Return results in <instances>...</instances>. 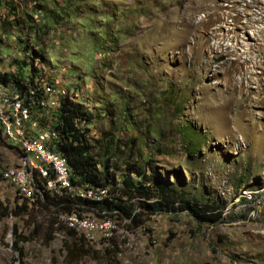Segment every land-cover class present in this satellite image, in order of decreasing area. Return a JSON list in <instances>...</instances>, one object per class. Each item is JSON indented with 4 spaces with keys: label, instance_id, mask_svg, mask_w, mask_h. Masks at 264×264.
Masks as SVG:
<instances>
[{
    "label": "rangeland",
    "instance_id": "obj_1",
    "mask_svg": "<svg viewBox=\"0 0 264 264\" xmlns=\"http://www.w3.org/2000/svg\"><path fill=\"white\" fill-rule=\"evenodd\" d=\"M4 33L14 49L0 39V54H23L29 42L57 64L61 77L38 64L40 88L51 84L55 100L83 96L98 112L92 151L102 160L97 140L118 143L110 170L119 180L128 162L146 165L139 152L152 154L163 177L181 175L180 188L223 214L200 223L186 210L148 213L138 227L115 221L108 235L101 217L78 211L75 226L71 213L37 202L48 205L43 192L25 196L8 181L2 169L21 160L0 138V264H264V0H0ZM9 61L0 55V72ZM76 77L80 91L70 85ZM74 125L83 131L80 116ZM189 131L195 147L185 145ZM68 226L91 241L114 233L109 256L108 242L85 238L90 253L75 251Z\"/></svg>",
    "mask_w": 264,
    "mask_h": 264
},
{
    "label": "trees",
    "instance_id": "obj_2",
    "mask_svg": "<svg viewBox=\"0 0 264 264\" xmlns=\"http://www.w3.org/2000/svg\"><path fill=\"white\" fill-rule=\"evenodd\" d=\"M59 13V10H57L55 14H53V12H48L49 15L53 14V16H56ZM19 24L21 26L20 21H18V24L14 27H18ZM46 27L49 30L54 27V25H49L48 18ZM47 29H44L43 33H48L49 30ZM16 30L17 29L15 28L12 30V32L15 33L12 35V40L15 42L17 41V47L18 41L23 42V36H20ZM18 35L19 38L17 37ZM1 37L2 38L0 39L4 41L2 44L5 45L7 49H14L11 45V40L8 42L10 46L6 45L5 39H7V35L5 33L1 34ZM34 39L38 43L40 41V34L34 37ZM24 49L25 50H23V54L19 52V55L16 54L19 50H16L12 54H0L1 56L9 55L10 65L15 66L13 71L0 72V83L11 84L13 82L17 86L13 90L15 93L11 92L12 99L17 97L23 98L25 104L30 102L36 103L37 98L42 97L44 94L40 86H38V78L41 77L39 76V68H42L38 64L49 66L52 70L53 77L56 76V68H54V66L57 64L52 62L50 58L40 54L37 49H34V47L30 45L29 42H27ZM77 79L78 78L76 77L75 80L70 83V85L74 86L76 90L80 91L81 84L83 85L85 82H81L79 79ZM31 90L33 92L35 90V94H32ZM31 95L35 97L31 98ZM79 97V100L74 101L68 93L62 96L60 106L58 107L59 112H53L51 114L53 115V118L50 117L51 122H43V124H53V126L55 125L61 130V141L56 143L55 149L56 151L63 153L67 159V162L69 161L68 166L70 170L72 168V179L75 183L82 184L87 182L95 186L107 183L115 184V180L119 178H117L114 175V172L110 170V159L114 155L115 148L118 143L114 142L113 138H110L106 145L105 143H102L101 140H97V142L100 144L99 148L103 153V158L101 160L98 158V156H95L92 151V149L95 147V144L89 140V136L86 134V131H90V126H87V124L88 122H91V120L94 119L95 121L97 119L98 112L95 113L92 109H85L83 102L81 101L85 97ZM103 114L108 115V112L103 111ZM57 115L59 118H57ZM78 116H80L83 121L82 132L79 131V128L75 127L74 125V118ZM41 120H49V115L47 117H41ZM194 139L195 138L192 137V133L190 131L187 132L185 141L186 147H195L196 144L193 142ZM151 155L145 156L142 152H139V157H137V159H145L146 165H141L138 161L127 163L126 167L128 173L123 176V179L119 180L121 184V186L118 187L120 196L117 197L116 201L105 199L101 202L85 201L84 203L94 207L95 213L98 215H104L100 213L103 210L110 211L107 213L108 215L112 214V210H118L115 214L118 220L125 221L126 226L129 228L140 226L143 223L144 215L148 213L154 214L160 211L170 212L186 210L189 211V213L200 223L215 221L222 216L223 212L218 204L211 202L202 204L200 200L192 197L187 190L182 187L180 188L179 185L185 183V179H183L181 175L176 174L175 177L177 180L175 181H168L165 177H163L160 174L161 170H159V168L156 166L154 158H152ZM147 168L150 169V173H147ZM133 173L138 177H141L142 180L135 179L133 177ZM172 177L173 175L171 178ZM146 181H148L149 184H145L144 182ZM243 181L244 178H241V182ZM108 187L110 188V193L113 194L111 185ZM124 196L126 197L125 199H123ZM77 198L81 199L76 195L75 198H73L69 194L60 195L58 193H50L49 191L44 190V199L49 206L54 208H51L45 204L41 198H37V202L43 204L45 207H48L50 212L55 210L58 212V214H65L70 213L74 208L79 209L80 206H82V208L85 207L83 206L85 204L78 206V204L82 202H80V200ZM23 206L26 207V205ZM210 210H213L214 212H211ZM19 214L20 212L16 214V216ZM62 227L64 228V226ZM66 230L71 236H73L75 245L79 246V248H75V251H82L85 255L89 254L90 249L84 247L85 243L83 237L77 234L74 228H67ZM14 233H17V228L14 229ZM19 241L20 240L18 238L14 240V249L16 252H19L21 249L18 246ZM111 241L109 244H107V246L104 247V256H109L110 252L112 251L110 248ZM70 249L73 251L72 248Z\"/></svg>",
    "mask_w": 264,
    "mask_h": 264
},
{
    "label": "built area",
    "instance_id": "obj_3",
    "mask_svg": "<svg viewBox=\"0 0 264 264\" xmlns=\"http://www.w3.org/2000/svg\"><path fill=\"white\" fill-rule=\"evenodd\" d=\"M66 86L67 84L62 82L61 88ZM57 94L47 92L45 109L54 108L55 110ZM6 102H8V109H1L0 105V115L8 119V130H1L0 127L1 134L5 141L20 149L22 164H11L3 168L5 176H13L15 181L26 184V189L34 193L48 190L60 195L69 194L72 197H75L76 192H93L96 195L103 193V189L83 188L82 184L74 183L72 171H67L63 166L61 156L57 154L54 147L47 146V139H53L54 136L51 129H43V122H51V118L40 120L33 110L27 112V120H19L18 110L22 107L17 104V100L6 99ZM10 118H17V129H10ZM57 118H59L58 115ZM40 180H46L43 187V181L40 184ZM85 213H91V210ZM77 218L83 219V217ZM93 219H98V217L93 216ZM89 226H91V221H84V228Z\"/></svg>",
    "mask_w": 264,
    "mask_h": 264
},
{
    "label": "bare ground",
    "instance_id": "obj_4",
    "mask_svg": "<svg viewBox=\"0 0 264 264\" xmlns=\"http://www.w3.org/2000/svg\"><path fill=\"white\" fill-rule=\"evenodd\" d=\"M46 89H47V91L41 87V90L43 91L44 94L42 95V97L39 96L40 98H37L36 103L30 102V103L25 104L23 98H17V97L15 98L17 100V104L22 107V109L18 110L19 120H27V112H32L33 110H34V114H37V117L40 120H41V117H43L45 114H47L48 108L45 109L46 103H47V92H52V93H56V92H53L54 90L51 89V84H48V87H46ZM36 90H37V88H36ZM13 92L14 91L12 90V93ZM17 92H18V90H17ZM35 92H36L35 90H34V92L32 91V94H35ZM0 94H2L0 96L1 109H8V102H6V99H12V96L9 94V92H0ZM32 97H35V96L31 95V98ZM60 101H61L60 98L55 100V110H54V108H52L53 109L52 113L53 112L56 113L58 111V107L60 106ZM0 127H1V130H8V119L3 115H0ZM9 127H10V129H17L18 128L17 118H10L9 119ZM43 129H51L52 130L54 138L53 139H47V146H53L55 149L56 143L61 141V130L59 128H57L55 125L53 126V124H43ZM10 145L12 148L16 149L17 152H19L21 161L18 164H22V157H21L20 149L18 147H15L11 143H10ZM55 151H56V149H55ZM56 152H57V154H59L61 156V163L63 164V166L67 169V171H69L68 162H67L66 157L60 151H56ZM4 174H5V172H4ZM6 177H7L8 181L11 184H13V186L21 194H23L25 196L28 194V191L26 189V184L19 183L18 181H15L13 176H6ZM82 185H83V188L103 189V193L96 195L93 192H86V193L85 192H76L75 195L80 197L81 199L101 201L105 198H108L112 201H115V199L113 198L114 197L113 194H111L109 191V189H110L108 187L109 185L108 186H105V185L104 186H100V185L94 186V185L89 184V183H83ZM83 206H85V205H83ZM77 217H80V214L78 213V211H76V210L72 211V213L70 214L71 224H73L75 226L80 224L79 223L80 218H77ZM96 224L99 227V231H102L105 234L110 235L113 232L112 230H113V227L115 226V220H113L111 218H103V219L101 218Z\"/></svg>",
    "mask_w": 264,
    "mask_h": 264
},
{
    "label": "clouds",
    "instance_id": "obj_5",
    "mask_svg": "<svg viewBox=\"0 0 264 264\" xmlns=\"http://www.w3.org/2000/svg\"><path fill=\"white\" fill-rule=\"evenodd\" d=\"M18 55H19V53H17ZM13 66L14 65H12L11 66V70L13 71ZM56 75H59V74H57L56 73ZM60 76V75H59ZM61 77V76H60ZM13 83V82H12ZM0 84H4V83H0ZM4 85H8V84H4ZM82 102H83V106L85 107V109L87 108V109H91L90 108V106H89V104L87 103V101H83V99L81 100ZM93 121H94V119L93 120H91V122H88V124H87V126H90V131H86V134L89 136L88 138H89V140H90V135H93V133H95V129H94V125H93ZM0 138H2V140L5 142V140H4V138L2 137V134H1V130H0ZM6 143V142H5ZM7 144V143H6ZM7 146H8V144H7ZM69 162V161H68ZM71 167V166H70ZM71 170H72V168H71ZM73 174V173H72ZM73 176V175H72ZM133 177L135 178V179H138V180H142V178L141 177H138L136 174H134L133 173ZM41 181H43L42 182V187H43V183H45V181L44 180H40V184H41ZM72 181H73V179H72ZM74 182V181H73ZM75 183V182H74ZM85 183H87V182H85ZM145 184H149V182L148 181H146V182H144ZM76 184H80V183H76ZM83 184V183H82ZM90 184V183H89ZM93 185V184H92ZM99 185H111V189H112V193L114 194V199H115V201L117 200V197H119L120 196V192L118 191V187H120L121 186V184H120V182H119V179H116L115 180V184H112V183H107V184H99ZM95 186V185H94ZM46 191H48V190H46ZM38 193V192H37ZM37 193H36V195H37ZM43 193H44V191H43ZM50 193H52V192H50ZM55 193V192H54ZM18 196V195H17ZM71 196V195H70ZM19 197V196H18ZM72 197V196H71ZM20 198V197H19ZM36 198V197H35ZM73 198H75V197H73ZM126 197L124 196L123 197V199H125ZM78 200H80V202H82V203H80V204H78V206H80L81 204H85V206L86 207H83L82 208V206H80V208L79 209H77V208H74V209H72V211H74V210H79V211H81V212H85V211H89V210H91V211H93V213L91 214V215H93V216H97V217H101V218H113V219H115V221H116V224H117V222H118V218H117V216L115 215L116 214V212L118 211V210H112V214H110V215H108L107 213H109L110 211H107V210H103V211H101L100 213H102V214H104V215H98L97 213H95V210H94V207H92V206H89L88 204H86V203H84L85 201H93V200H82V199H79V198H77ZM105 199H108V198H105ZM105 199H103V200H105ZM24 200V199H23ZM36 200V199H35ZM34 200V201H35ZM103 200H101V201H103ZM108 200H110V199H108ZM101 201H97V202H101ZM110 201H112V200H110ZM72 211L70 212V213H72ZM160 212H162V211H160ZM70 213H65V214H67V215H69ZM158 213V212H157ZM125 220H127V219H125ZM68 228H73V227H71V226H68ZM74 230L76 231V233L77 234H79L80 236H82L83 238H85V239H87L83 234H81V233H79L75 228H74ZM117 230V228L115 229V231ZM113 236H114V233H113V235L108 239V240H95V241H91V240H89V239H87L89 242H103V243H106V242H110L111 241V239L113 238Z\"/></svg>",
    "mask_w": 264,
    "mask_h": 264
},
{
    "label": "crops",
    "instance_id": "obj_6",
    "mask_svg": "<svg viewBox=\"0 0 264 264\" xmlns=\"http://www.w3.org/2000/svg\"><path fill=\"white\" fill-rule=\"evenodd\" d=\"M2 94H0V96H1ZM48 116V113L47 114H45L43 117H47Z\"/></svg>",
    "mask_w": 264,
    "mask_h": 264
}]
</instances>
